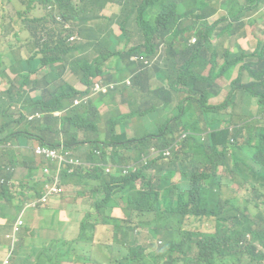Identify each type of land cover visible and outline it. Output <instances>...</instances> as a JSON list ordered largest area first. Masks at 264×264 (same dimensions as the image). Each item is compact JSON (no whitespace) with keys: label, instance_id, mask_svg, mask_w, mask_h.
<instances>
[{"label":"trees","instance_id":"16d2710c","mask_svg":"<svg viewBox=\"0 0 264 264\" xmlns=\"http://www.w3.org/2000/svg\"><path fill=\"white\" fill-rule=\"evenodd\" d=\"M209 1L31 0L26 6L30 10L41 5L49 15L22 22L23 32L39 53L24 62L19 50L0 53V77L8 82L7 90L0 92V144L7 145L0 161L7 159L11 166L25 161L36 170L42 159L33 156L30 148L43 145L58 153L75 152L79 161L97 165H61V175L91 194L104 192L105 197L95 201L81 222L79 240L47 245L39 239L36 248L32 233L21 243L30 253L26 258L16 255L20 242L8 248L13 264L91 261L72 251H83L85 244L91 247L92 241H99L98 226L112 227L111 244L100 250L117 257L120 264H264V225H260L264 218V42L253 53L237 47V52L217 54L211 41L214 35L237 36L243 17L253 8L264 9V0H222L213 7ZM108 4L118 7V13L108 11ZM219 7L227 8L229 16L220 26L209 22ZM67 34L75 40L69 42ZM158 48L166 52L164 70L154 68ZM75 53L82 57L73 58ZM62 64H71L86 86L105 76V68H115L116 74L106 84L93 82L113 85L110 96L120 87L115 82L129 77L131 100L125 113L111 114L99 126L95 105L73 106L85 93L59 79L56 72ZM239 65L224 101L218 106L207 104L208 93L215 91L213 83L220 77L229 79ZM8 67L16 83L4 76ZM45 68L47 72L40 73ZM244 76L248 84L243 83ZM15 84L20 86L18 91ZM30 92L40 93L31 97ZM140 94L143 101L137 99ZM248 99L256 109L249 114L243 111L242 123L229 127L222 109L228 105L230 118L240 116L235 103L243 105ZM109 124L111 132L106 136L104 127ZM253 124L258 126L255 131ZM240 138L245 145H237ZM242 154L245 159L240 161ZM128 162H135L134 166L121 170ZM5 166H0V178L9 181ZM105 168L113 173L107 174ZM39 183L52 185V177L48 174ZM44 193L39 190L38 197ZM249 196L260 203L251 206ZM10 201L20 203L16 196ZM114 210L123 219L115 218ZM203 219L214 223V232L187 228L190 221ZM27 233L21 231L19 239Z\"/></svg>","mask_w":264,"mask_h":264},{"label":"rangeland","instance_id":"374dc122","mask_svg":"<svg viewBox=\"0 0 264 264\" xmlns=\"http://www.w3.org/2000/svg\"><path fill=\"white\" fill-rule=\"evenodd\" d=\"M221 1L222 0H210L209 5L213 7L219 4ZM30 2L31 0H0V17H4L7 19V21H3L2 19H0V35H6L8 37L6 40L0 43V52L7 50L9 54H13L14 52H17L19 50V54L23 57L29 50L33 51L35 49L32 48V42L27 38L28 34L23 32V30H25L26 28H21L22 22L26 18H32L37 15V12L34 8H31L30 10L26 9V6H28ZM240 3H242V0H240ZM37 6L39 8L38 15H41L40 17H42L44 9L41 5ZM258 8L260 7L253 8L245 17H243V26L238 31V34L248 31V28L251 24L252 14ZM106 9L110 12H113L114 14L118 13V7L116 8L112 6V4H108ZM227 20L229 21L228 9L224 7H219L217 14L210 18L209 22L215 23L216 25L220 26L221 22ZM99 21H104V18H99ZM115 27L117 28V26ZM238 34H236L237 41L239 39ZM77 56H81V53H77ZM116 59L117 57L113 58V60ZM131 61H135V58L131 57ZM6 64L7 62L4 63V65ZM46 72L47 71H44L42 74H45ZM5 73L7 76H9L11 81L16 83V75L10 73L9 70H6ZM244 78L245 84H248V78L246 76H244ZM242 79L243 78H241V80ZM119 86L120 88L122 86H126L127 88L124 90H129V77H126L125 80ZM19 87V84H15L16 91L19 90ZM7 88V82L4 79L0 78V92L6 91ZM37 93L39 94L40 92ZM129 95H131V93ZM137 99L143 101L141 94L137 96ZM235 106L236 111L239 113L240 116H233L230 118V112L232 108H230L228 105H225V109H222V114L226 112V124H229V127L232 128L237 125L238 122H240V124L242 123L243 111L246 114H249V110L253 108L250 99L246 100L243 105H239L238 101H236ZM145 107L146 109H148L150 108V105H147ZM124 113L125 110H122L121 114ZM253 114H256V111H254ZM64 115L65 114L63 113L62 116ZM101 123L102 122L100 121L99 126L101 125ZM199 127L203 128L202 122L199 124ZM257 128L258 126L253 124L254 131ZM106 130H111L110 124L106 126ZM150 132H155V129L150 130ZM143 135H146V132H144ZM243 144L245 145L246 142L243 138H240V140L237 142V145L240 146ZM107 152L108 154H110L111 149L109 148ZM70 154L76 155L77 153L71 152ZM15 155H19L18 157H21V154L18 151L15 152ZM244 159L245 157L242 154L240 161H243ZM134 163L135 162H128L127 166H122L125 168H122L121 170L126 171L127 169L132 168L134 166ZM1 165L8 166L6 168V171L10 175L9 181H6L4 178H0V237L8 240V246H15L18 242H23V239L26 238L28 240L32 233L35 234L34 241L32 243L33 247L40 248V243L38 241L39 239H44L47 242V245L49 242L52 241L59 242L60 239H56L57 236H59L63 231L75 230L78 227V223L80 222V220L84 221L85 217L87 216L88 209L90 211L91 207L94 206L95 201L97 200L98 202H100L105 197L104 192L103 194H91L89 191H85L74 183L68 182V180L70 179V177L68 176L62 178V183L60 186H50L49 184H41L39 183V179L43 178L49 170L44 169L36 171L32 164L25 161H22L21 163L15 166H9V161L7 159H3L2 161H0V166ZM84 165L88 167H94L97 164L86 161ZM21 170H27V174L29 176L28 179L32 183V186L27 187L25 185H22L20 179H18V181L14 184L11 183L12 179H15L20 176ZM105 172L107 174H112L113 170L111 168H105ZM174 179L177 180L178 176L174 177ZM8 184L10 185L9 188L6 187ZM35 186H38L37 190L35 189ZM39 190H47V195H58L60 197L64 196V194L66 193V195L63 197V200L65 202L71 201L72 196H74L75 200L72 202L71 207L67 209V213L63 217L60 218L59 215L56 214V217L53 218V207H51V205H48L49 201L47 199V196L38 197ZM239 191L242 193V189L239 188ZM31 193L32 195H30ZM12 196H17V199L20 202L19 204H15L16 206H18V210L15 209V205H13L10 201V197ZM84 197H89V203H79V201H81ZM259 203L260 201L257 200V197H248V204H250L251 206L256 207ZM10 216L15 217V220L13 222H10L8 220ZM59 221L67 222L69 226L66 229H63L62 231H56L55 227L57 226ZM260 225H264V218ZM187 228L192 231L214 232V223L207 219H203L201 222L190 221L187 225ZM21 231H26L28 233L26 234L25 238L19 239L18 234ZM98 238L99 237H96V239ZM71 241L72 240H64L63 242L69 244ZM140 242L143 243L144 238H140ZM4 250L5 248H0V251ZM72 255H83V257L89 258L90 250L85 249L83 250V252L72 251ZM31 260L33 261V258ZM63 263L84 264V262L82 261L70 262L66 259H61L55 264Z\"/></svg>","mask_w":264,"mask_h":264},{"label":"crops","instance_id":"0c3cea01","mask_svg":"<svg viewBox=\"0 0 264 264\" xmlns=\"http://www.w3.org/2000/svg\"><path fill=\"white\" fill-rule=\"evenodd\" d=\"M33 8L37 12V15L35 16L36 18H42L43 16L49 15L44 10V13L42 14L43 16L40 17L41 15H38V12H39L38 6H35V7L33 6ZM113 30H114L115 34H117L118 28H116L114 26ZM238 36H239V39H238L239 43L237 41V36H223L222 38H219L217 35H214L213 39L211 41H212L213 47L216 46V49H214L215 53H217V54L234 53V52H237V47H240L246 53H253L254 50L257 48L258 43L264 41V9L263 8L260 7L255 13L252 14L251 24L248 28V31L242 32ZM7 38L8 37L6 35L5 36L0 35V43L3 42L4 40H6ZM5 51H7V50H5ZM5 51H3V52H5ZM3 52H0V53H3ZM36 53H39L38 48H35L33 51L29 50L26 53V55L23 56L22 62H24L28 58H31ZM40 57L41 56L38 55L36 60H39ZM81 57H82V54H81V56H77V53H75L73 55V58H81ZM153 58L155 60L154 61V68L161 69V70H164L165 68H167L168 62H167V56H166L165 49L158 48L155 55L153 56ZM206 58L210 59L211 54L208 53L206 55ZM251 60L252 59H250V61ZM244 61H247V60H244ZM216 62L218 64V66H221L223 63V60L220 57H218L216 59ZM240 65H242V63H240ZM240 65L236 67V69L233 71V73L229 79H224V78L220 77L213 83L215 86L214 87L215 91L208 93L209 95H208L207 104H209L211 106H218V105H220V103H222L224 101V99L227 96L228 91L231 90V85L233 83L231 81L236 79L238 76V70H239ZM210 66H211L210 64L207 66V70L210 68ZM39 68H41V67H39ZM6 70L10 71V68L8 67L6 69H3L4 76L6 78H9V76H7L5 73ZM44 71H46V68L41 70L40 73H43ZM104 72H105V76H99V77L94 78L91 81L90 86H86L78 80V78L72 72L71 64L60 65L57 68V72H56L59 79L63 83H65L68 87H71L72 89L76 90L77 92L85 93L84 96H82L81 98H76L73 101V106H77V105H80L83 103H86V105H89V104L95 105L97 107V113L95 114V117L98 120L101 119V122L108 119V117L110 118L111 117L110 113H112V117L119 116L121 111L125 110V107L128 105V103L131 100L129 98V93L131 92V90L122 91L120 87L115 91V93L113 95L110 96L109 90L113 89V85L102 86V84L100 82H96V83H100L103 88H107V90H106V92H102V91L94 92L93 91L94 86L96 84V83H94V85H93V82L100 80L103 84H106L104 81H108L112 76H114L116 74V69L115 68H110V69L105 68ZM10 73H11V71H10ZM153 80H155V79H153ZM139 82H140V79H139ZM108 83H110V82H108ZM115 83L120 84L122 82H115ZM243 83H245V80L243 81ZM7 87H8V82H7ZM151 90L152 91L156 90V85H155L154 81H152V83H151ZM36 95H38V93L30 92L31 97H35ZM255 109H256V106H253V110H255ZM114 113H116V114H114ZM104 130H105L106 136H109L111 131H107L106 126L104 127ZM40 146H43V145H40ZM4 147H7V145L4 146L3 144H0V152L4 151ZM43 147H45V146H43ZM46 148H49V147H46ZM30 150H31L33 156L41 157V159H42V163L39 164V166L36 168V171L44 170V169L49 170L48 174H50V176L52 177V186H60L62 183L61 182L62 178L65 177V176L61 175V173H60L61 165L73 167L76 165H84V163L86 162V161L85 162L79 161V159L77 158L78 154L71 155L70 154L71 152L70 153L69 152L58 153L55 150L59 156L64 157L65 160L68 162V163H65V162H61L57 159H50V158H46L44 156H38L35 153L33 148ZM53 162H57L58 166L57 167L53 166ZM9 166H11V165L9 164ZM7 167L8 166L6 165L5 169ZM38 168H39V170H38ZM72 172H73V169L70 168L68 173L71 174ZM28 178H29V176L27 174V170H21L20 176H18L15 179H12L11 183L14 184L18 181V179H20L22 185H25V186H27L28 184L31 185L32 183L29 182ZM65 195H66V193L64 194V196ZM64 196H62V197H60L58 195L52 196L51 207H53V210H54L53 218L56 217V214H58L60 218L63 217L67 213V209L71 207L72 202L75 200L74 196H72L71 201L65 202L63 200ZM16 198H17V196H16ZM88 199H89L88 197H84L81 201H79V203H84V202L89 203ZM88 211H89V209H88ZM113 216L117 219H123L120 216L118 210L113 211ZM11 217L12 216H10L8 220L10 222H13L15 219L11 220ZM81 222H82V220H80V222L78 223V227L75 230L63 231L59 236L56 237V239H60L59 241H62V242L64 240H67V241L72 240L71 242H73L75 240H79L81 237V233H82V231L80 230ZM68 226H69V224L67 222L59 221V223L55 227V230L56 231H62L63 229H66ZM97 230H98V233L96 234V237H99V241H97V242H96V240H95V242L92 241L91 247H89L88 243L85 244V249L90 250L89 259L91 261H87V262L82 261V262H84V264H120L117 257H114V258L108 257V256L104 255L100 250V248L103 247L104 245L111 244V242H112V227L111 226H98ZM21 243L22 242H20V246L16 250V255H17V257L23 256L24 258H26L27 255H30V253L27 249V246L21 247ZM7 244H8L7 240L0 237V248H3V249L5 248L4 251H0V258H4L6 256L5 252H6ZM79 252H83V251H79ZM32 258L33 257H31V259ZM31 259H30V262H33L34 258H33V261ZM70 264H74V263H70Z\"/></svg>","mask_w":264,"mask_h":264},{"label":"built area","instance_id":"2783aa9c","mask_svg":"<svg viewBox=\"0 0 264 264\" xmlns=\"http://www.w3.org/2000/svg\"><path fill=\"white\" fill-rule=\"evenodd\" d=\"M48 10H49V11L52 10V7L50 6V7L48 8ZM67 36L69 37V38H68V41H69V42H73V41H72V38H73V40H75V37H73V36H69L68 34H67ZM106 90H107V88H103V87L101 86L100 83H96L95 86H94V89H93L94 92H97V91L106 92ZM34 151H35V153H36L38 156H44V157H46V158H50V159H57V160H59V161H61V162L68 163V162L65 160L64 157L59 156V155L57 154V152H56L55 150H53V149L46 148V147H43V146L38 145V146L34 147ZM47 175H48V172H47V174H46L44 177H47ZM46 184H48V183H46ZM49 185L52 186L51 184H49ZM44 192H45V193H44L43 196H47V199H48V201H49V197H52L53 195H47V193H48L47 190H44ZM0 264H11V261H10V255H7L4 259H0Z\"/></svg>","mask_w":264,"mask_h":264},{"label":"clouds","instance_id":"9594fccd","mask_svg":"<svg viewBox=\"0 0 264 264\" xmlns=\"http://www.w3.org/2000/svg\"><path fill=\"white\" fill-rule=\"evenodd\" d=\"M48 11H49V10H48ZM50 11H51V10H50ZM263 42H264V41H263ZM258 44H259V43H258ZM254 51H255V50H254ZM35 117H38V115H36ZM32 118H33V116L29 117V120H31ZM6 240H7V239H6ZM7 242H8V240H7ZM19 246H20V243H19L18 247H19ZM9 247H10V246L7 245V248H6V252H5V253H6V256H7V255H10V261H11V264H12V258H13V256H12V251L8 249ZM18 247H17V248H18ZM6 256H5V257H6ZM5 257H4V258H5ZM4 258H0V259H4Z\"/></svg>","mask_w":264,"mask_h":264}]
</instances>
